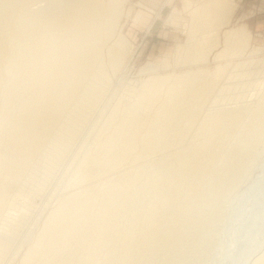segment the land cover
Returning a JSON list of instances; mask_svg holds the SVG:
<instances>
[{"label": "bare ground", "instance_id": "1", "mask_svg": "<svg viewBox=\"0 0 264 264\" xmlns=\"http://www.w3.org/2000/svg\"><path fill=\"white\" fill-rule=\"evenodd\" d=\"M126 1L0 0V264L19 242L18 264H264V76L221 104L261 49L229 25L234 0H186L172 60L93 122L120 83Z\"/></svg>", "mask_w": 264, "mask_h": 264}, {"label": "rangeland", "instance_id": "2", "mask_svg": "<svg viewBox=\"0 0 264 264\" xmlns=\"http://www.w3.org/2000/svg\"><path fill=\"white\" fill-rule=\"evenodd\" d=\"M185 1L186 0H128L125 2L124 8L126 10V8L130 7V15L128 18L122 15L121 22L125 23L121 28L120 34L127 40V52L125 53L126 56L124 55L123 57L124 61L122 60V64H120V66L115 70V72H113L114 76L112 75V72L109 73L112 78L114 77L113 79H118L120 83L119 85L115 86L117 88V91L111 93L110 101H107L103 104L104 108L101 107L102 109H100L99 112L96 114V117L93 122L96 121L100 114L103 115V113L106 111V113H108L109 109L111 108L110 106L123 99L121 95L124 91V86H127V84H129L131 81L135 82L137 79L139 80V78L143 79L148 77V74L143 72V68H145V66H147L148 64L160 62L165 58H167V60L169 61L172 60L175 45L177 43L184 42L186 39L188 31L187 26L189 23V11H191V8L195 4L196 0H189V2H192V6L191 8H189L190 10L186 8V4L188 1ZM234 4L235 11L229 25L234 26L238 24L244 26L248 33V44L250 45V47L252 49H261V51L255 55H250V53H247L245 56H243V59L263 58L264 0H234ZM185 9L188 10L185 11ZM213 39H215V36L211 38V40ZM220 39L221 29L218 31L219 46L217 49L221 48V44L219 42ZM217 49L212 50L207 62L203 64H198L197 67H206L212 70L218 62L213 60L212 58V54L216 52ZM180 70L181 68L172 69V67H169L167 70L160 73L179 72ZM141 72L144 74H142ZM236 73H238L239 75L236 78L232 79L228 84L233 85L234 87H232V89L228 91V94H231L233 96L236 94H240L242 96L238 99H225L223 103H221L222 105H226L225 103L227 102L231 103L232 105H238L239 103L234 101L249 100L251 98L250 96L255 93L253 87H255V85L258 83V80L264 76V64H246L240 66L236 70ZM121 84L123 86H121ZM108 103L109 105H107ZM103 110L104 112H102ZM106 113H104V116H106ZM100 122L96 123L93 129L95 127H98ZM92 125L90 126V128L92 127ZM94 132L95 129L91 131V133H89V137L87 134V143L91 141L90 139L92 138V134H94ZM84 136L86 137V135ZM57 194V196H60L63 195V192L62 194H60L59 192ZM51 200L52 203L49 202L50 204H47L48 207L46 205V208L48 210L52 208L51 206H53L55 202L54 198H52ZM44 204L45 202L43 201L41 203V206ZM48 210H44L46 212L43 211L42 216L39 217L36 214H39L40 211H37L38 213H35L36 216L35 218L33 217V220L37 221L38 225L36 224V222L35 224L33 222V224L31 225V221V223L29 224L30 227L28 228L31 232L36 230L38 232L40 230L42 220ZM38 218L40 219L38 220ZM36 233L33 232L32 234L34 235ZM20 244L21 243L19 242L18 245H23L25 249L28 246L26 245L27 243H22L21 245ZM16 246L14 248V251H19L17 252V255L19 257H16V254H14L15 256H13V253L11 252L7 259V264L19 263L20 257L22 256L25 249L23 248V246ZM19 253L21 256L19 255ZM15 257L16 259H14Z\"/></svg>", "mask_w": 264, "mask_h": 264}, {"label": "crops", "instance_id": "3", "mask_svg": "<svg viewBox=\"0 0 264 264\" xmlns=\"http://www.w3.org/2000/svg\"><path fill=\"white\" fill-rule=\"evenodd\" d=\"M155 36H158V35H155Z\"/></svg>", "mask_w": 264, "mask_h": 264}]
</instances>
